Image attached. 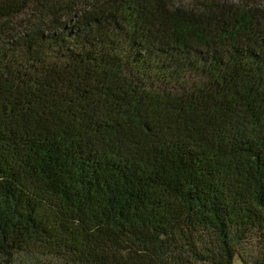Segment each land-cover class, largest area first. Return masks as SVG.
<instances>
[{
    "label": "trees",
    "instance_id": "obj_1",
    "mask_svg": "<svg viewBox=\"0 0 264 264\" xmlns=\"http://www.w3.org/2000/svg\"><path fill=\"white\" fill-rule=\"evenodd\" d=\"M264 0H0V264H264Z\"/></svg>",
    "mask_w": 264,
    "mask_h": 264
},
{
    "label": "rangeland",
    "instance_id": "obj_2",
    "mask_svg": "<svg viewBox=\"0 0 264 264\" xmlns=\"http://www.w3.org/2000/svg\"><path fill=\"white\" fill-rule=\"evenodd\" d=\"M231 1H236V0H231ZM259 6L264 7V2H262V4H260ZM235 264H243V263L239 259H236Z\"/></svg>",
    "mask_w": 264,
    "mask_h": 264
}]
</instances>
